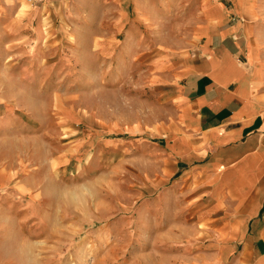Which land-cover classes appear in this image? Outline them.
I'll return each instance as SVG.
<instances>
[{"label":"rangeland","instance_id":"374dc122","mask_svg":"<svg viewBox=\"0 0 264 264\" xmlns=\"http://www.w3.org/2000/svg\"><path fill=\"white\" fill-rule=\"evenodd\" d=\"M189 2L0 0V264H214L165 150Z\"/></svg>","mask_w":264,"mask_h":264},{"label":"crops","instance_id":"0c3cea01","mask_svg":"<svg viewBox=\"0 0 264 264\" xmlns=\"http://www.w3.org/2000/svg\"><path fill=\"white\" fill-rule=\"evenodd\" d=\"M189 4L168 60L172 187L214 264H264V0Z\"/></svg>","mask_w":264,"mask_h":264}]
</instances>
